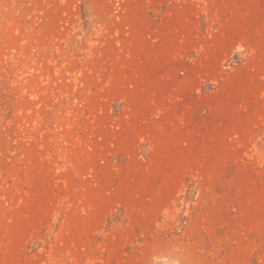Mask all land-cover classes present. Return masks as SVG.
Segmentation results:
<instances>
[{
	"label": "rangeland",
	"instance_id": "obj_1",
	"mask_svg": "<svg viewBox=\"0 0 264 264\" xmlns=\"http://www.w3.org/2000/svg\"><path fill=\"white\" fill-rule=\"evenodd\" d=\"M0 264H264V0H0Z\"/></svg>",
	"mask_w": 264,
	"mask_h": 264
}]
</instances>
